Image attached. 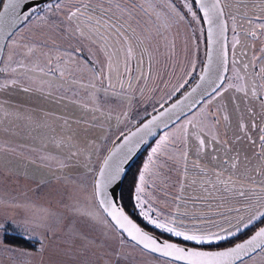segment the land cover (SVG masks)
<instances>
[{
    "label": "rangeland",
    "instance_id": "obj_1",
    "mask_svg": "<svg viewBox=\"0 0 264 264\" xmlns=\"http://www.w3.org/2000/svg\"><path fill=\"white\" fill-rule=\"evenodd\" d=\"M222 3L227 6L226 17H235L237 30L233 33L231 28L228 36V70L222 87L160 133L148 149L151 152L168 136L173 145L182 144L188 152L185 164L189 165L181 191L172 186L177 197L154 200L150 215L161 221L179 216L189 228L212 232L220 230L217 225L229 227V221L234 224L241 216L247 220L246 206L264 196L259 139L264 129V73L259 71L264 67V48L260 39L253 37L251 42L242 30L249 19L262 13L254 7L259 0ZM186 4L190 5L187 0H54L8 39L0 62V85L9 80L30 82L29 87L43 93L18 98L11 96V89L0 87V175L8 176L18 189L10 199L0 200L8 201L4 209L11 219L5 217L7 212L0 216L39 240V250L22 249L29 256V263L23 264H173L145 252L115 230L95 200L93 179L117 137L137 118L163 107L181 89L179 85L199 70L203 28ZM77 8L84 14L69 21L68 14ZM97 19L100 26L95 24ZM77 24L83 37L76 31ZM234 36L239 43L233 49ZM129 46L131 57H127ZM29 48L33 51L26 57ZM143 53L148 62H143ZM20 57L26 67L20 66ZM36 64L44 71L32 70ZM148 70L143 81L141 76ZM241 87L245 91H237ZM3 89L9 96L1 93ZM206 113L214 119L208 134L200 119ZM143 189L147 206L151 191ZM241 190L250 199L241 197ZM244 264H264V252L259 250Z\"/></svg>",
    "mask_w": 264,
    "mask_h": 264
},
{
    "label": "snow or ice",
    "instance_id": "obj_2",
    "mask_svg": "<svg viewBox=\"0 0 264 264\" xmlns=\"http://www.w3.org/2000/svg\"><path fill=\"white\" fill-rule=\"evenodd\" d=\"M0 4L3 5V10L0 11V26H3L4 23L10 22L11 25L25 24L29 21L32 16L36 13L37 9L33 7L31 0H0ZM193 5L196 6L199 12L202 13V17L197 15V11L193 10ZM51 7V5H49ZM59 7V4L56 5ZM86 8L87 5H84ZM189 13H191L192 19L196 22H200L202 19L205 24L208 25L207 29V59L203 63V67L200 70L199 80L201 84L209 83L214 86L213 92L218 93L219 88L222 87V83L217 84V81H223L225 77L223 72L227 70V51H218L215 48L217 43V37H223L224 33L227 31V21L225 19V7L222 3V0H192L191 5H187ZM246 7V5H245ZM254 7L259 8L262 15L257 16V20L264 21V0H259V3L254 4ZM79 8L75 11H71L67 19L72 21L73 18L78 15H83ZM247 13H245V16ZM233 20L232 31L235 32V17H231ZM92 17H89L91 20ZM183 19V17H181ZM248 23H252V20L249 19ZM97 26L101 25V21L97 19L95 21ZM259 28H264V23L256 25ZM111 27L115 28L116 32L119 33V28H116L115 25ZM76 31L80 36H84L85 33L80 28V25H76ZM96 32H99L97 27ZM252 37L256 36L254 31L248 33ZM11 35V33H10ZM91 39V37H88ZM236 43H239L238 39L233 37V49L235 48ZM33 49L29 48L28 51L24 54L26 57L32 54ZM264 51V50H262ZM114 55V53H113ZM132 56L131 46L128 47L127 57ZM11 59V57H9ZM235 63V61H233ZM21 67H26L24 61L19 62ZM107 68L109 73L113 71L112 57L109 55L107 60ZM247 68V65H245ZM32 70H39L43 72L44 70L40 68L39 64H36ZM127 71V67L125 69ZM15 71V69H13ZM51 71V69L49 70ZM193 71H195V63H193ZM260 73H264V67L259 69ZM59 75L64 77L65 72L60 71ZM215 77V79H213ZM109 81V87H112L111 76L107 77ZM15 83V81H12ZM103 83V80H101ZM184 83L180 84L179 87H184ZM201 84H197L196 88H199ZM123 87V85H121ZM196 88H193L192 91L195 92ZM237 91H245L243 87L237 89ZM191 95V93L189 94ZM252 95L255 97L257 95L256 91L253 90ZM176 105H173L175 108ZM211 115L206 113L205 116ZM158 117H153L151 121L143 124V127L137 129V132H133L130 135H123V144L119 145L112 151H109L108 155L104 157L102 165L99 167L97 177L95 179V195L99 197V204L103 212L110 217L112 225L115 229H118L121 233H126L127 236L134 241L137 245L142 246L144 249L149 250L153 253H159L161 256L168 258L173 264H237L239 261L240 264H244L245 258L252 259V253L256 252L259 249L261 252H264V227H260L258 231L255 232L249 239L242 243H237L233 247L224 248L223 250H205L202 247L203 245H219L222 241L229 239L231 236H235L238 232L241 231V226L243 228H248L255 221L260 220L264 221V196H258L255 202L250 203L246 206V211L249 212L247 220L243 216L239 217L236 223L229 221V227H224L223 225H217L220 229L218 232L205 231L198 227L189 228L184 225L183 220L179 216H173L170 219L165 218L164 221H161L158 217L153 218L150 213L154 211L153 209L145 210L144 200L141 198L140 193L143 192V185L145 182L146 173L151 171V165L155 163L153 157L157 155L158 152L164 147L168 141L169 137L165 136L155 148L152 149V155L149 156L148 162L144 164V170L139 175V183L136 186V200L137 207L140 210V215L143 219L154 228L159 229L161 232L168 233L171 237L177 238L178 241L185 242L183 245L177 242H170L165 240L163 242L159 241L153 235H150L144 231L141 227L137 226L128 215L125 214L122 208L117 207L113 203L115 198V192L112 193V199L109 198L107 189L110 185L116 183L121 178V167L120 163H117L116 156L117 153L124 147H127V152L120 158V161L123 162L128 159L129 154L132 152L133 146V137H136L138 134L139 139L135 143H141L144 140L146 135L152 134V126L156 123ZM225 120L228 119L227 116L224 117ZM189 123H192L189 121ZM241 129L244 128V125L241 124ZM255 127V125H253ZM186 132V128L184 129ZM261 135L259 137L261 144V153L264 154V129H260ZM201 149L204 147V141L200 140ZM184 160H187V153L183 154ZM235 167V165H233ZM219 173L217 176L219 177ZM221 183H225L221 181ZM264 191V189H262ZM241 197L245 199H250V197L245 196V192L241 190L238 193ZM239 211V210H237ZM91 244L92 241L89 240ZM191 245V246H190Z\"/></svg>",
    "mask_w": 264,
    "mask_h": 264
},
{
    "label": "water",
    "instance_id": "obj_3",
    "mask_svg": "<svg viewBox=\"0 0 264 264\" xmlns=\"http://www.w3.org/2000/svg\"><path fill=\"white\" fill-rule=\"evenodd\" d=\"M54 1V0H31L33 7L36 8L37 10L41 7H44L47 3ZM3 10V5L0 4V11ZM200 15L202 17V13L200 12ZM226 19V17H225ZM203 21V20H202ZM227 21V20H226ZM204 24V28H205V37H206V53H207V29H208V25ZM22 24H17V25H11L10 22H5L3 26H0V62L4 53V49L6 46V43L8 41L9 38L12 37L14 31L16 29H18ZM228 26V24H227ZM11 33V35H10ZM215 48L218 51H227V59H228V27H227V31L224 33L223 37H217V43L215 45ZM205 53V59L204 62L207 59ZM227 70H228V64H227ZM227 70L223 72V76L226 78V74H227ZM200 76V74H199ZM199 76L197 78V80L194 82L193 85L190 86V88L185 91L182 95H180L179 97H177L176 99H174L172 102L168 103L167 105L159 108L158 110H156L155 112H153L152 114L148 115L146 118H144L142 121H140L139 123L135 124L129 131H127L125 134L123 135H130L133 132H137V129L143 127V124L148 123L149 121H151L153 119V117H158V119L156 120V123L152 126V134L146 135L144 137L143 142L141 143H135L136 140L139 139V135L142 134H138L136 137H133V146H132V152L129 154V157L127 160L121 162L120 158L127 152V147H124L120 150V152L117 153L116 156V161L117 163H120V167L122 169L121 171V178L119 181H117L116 183L112 184L109 186V188L107 189L108 194H109V198L112 199V193L113 191L115 192V198L113 199V203L117 205V207L122 208L121 202H120V198H119V192H120V188H121V183L123 181L124 175L127 172V170L130 168V166L137 160V158L156 140V138L160 135V133H163L164 131H166L167 129H169L170 127H172L174 124H176L178 121H180L182 118L186 117L187 115H189L190 113L194 112L206 99H208L209 97H211L214 92H213V87L210 82L209 83H203L201 84L200 80H199ZM213 79H215V77H213ZM225 80V79H224ZM224 80L221 81H217V84L220 83H224ZM197 84H201V86L199 88H196ZM196 88V91L193 92L192 89ZM191 93V95H189ZM173 105H176L175 108H173ZM123 144V136H121V138L113 145V147L109 150L112 151L115 148H117L119 145ZM109 151L105 154V156L108 155ZM104 156V157H105ZM103 157V159H104ZM103 159L101 160L99 167L102 165L103 163ZM99 167L94 175V179H93V191L95 189V179L97 177L98 174V170ZM94 197L95 200L99 206V208L101 209L102 213L104 214V216L106 217V219L110 222V224L112 225L111 219L110 217H108L102 210L100 204H99V197H97L95 195V191H94ZM124 210V209H123ZM125 214L129 216L130 219H132V217L124 210ZM132 221L137 224V226L141 227L144 231H146L147 233H149L150 235H153L154 237H156L159 241L163 242L165 240H168L170 242H177L180 244H184L178 241H174L165 237H161L159 235H157L154 232L148 231L145 228H143L141 225H139L136 221H134L132 219ZM113 226V225H112ZM264 227V226H262ZM120 235H122L126 240H128L129 242L133 243L134 245H136L137 247H139L140 249L144 250L145 252L156 256L158 258H163L166 260H169L166 257L161 256L159 253H153L150 252L147 249H144L142 246L137 245L134 241H132L126 233H121L118 229H115ZM259 229H257L256 231H258ZM254 231L252 234H250L249 236L245 237L244 239H242L241 241L237 242V243H242L244 241H246L247 239H249L252 235L255 234ZM235 243V244H237ZM235 244L228 246V247H233ZM191 246V245H190ZM225 247V248H228ZM203 248V247H202ZM205 250H223L224 248H220V249H207V248H203ZM259 251V249H257L256 252L252 253V256L257 253ZM247 259V258H245ZM170 261V260H169ZM239 263V261L237 262V264Z\"/></svg>",
    "mask_w": 264,
    "mask_h": 264
},
{
    "label": "crops",
    "instance_id": "obj_4",
    "mask_svg": "<svg viewBox=\"0 0 264 264\" xmlns=\"http://www.w3.org/2000/svg\"><path fill=\"white\" fill-rule=\"evenodd\" d=\"M22 54H24V53H22ZM22 54H20V55L23 57ZM22 57H20V61L23 59ZM14 59H16V57ZM8 63H10V62H8ZM30 84H31L30 82L24 83V81L22 82V84H18L17 86L20 88L19 91H17V89H16L17 87L14 86V89H12V87H11L10 89L13 90L12 94H15V95H13V97L19 98L21 95L24 97H26V96L28 97V88H31V87H29V86H31ZM3 86H6V84L0 85V87H3ZM126 109H127V106H126ZM122 118H120L119 120H121ZM200 119L202 120V128L203 129L207 128V131L205 132V134H208V128H210V125L213 124V126H214L213 117L211 115H208L207 117L206 116H205V118L201 117ZM204 119H206L207 121H203ZM204 131H205V129H204ZM203 134H204V132H203ZM213 141L214 140H211L210 142H213ZM187 142H189V138H187ZM156 145H155V147H156ZM211 145L213 146V144H211ZM186 148H187V146H186ZM185 152L188 154V152L186 150H184L182 144H178L175 146V145H173L172 142L168 141V143L164 147H162L160 152L157 153V156L155 158H153L155 163L151 165V171L146 173L145 182L143 185L151 191V195L148 197L147 206L144 203V207L151 209L149 206L151 205V203H155L154 200L158 201L156 199H161V200L167 201L171 197H174V198L177 197L178 192L176 190H174L172 188V186L174 185V186L178 187L177 190L181 191L180 186L184 181L183 174H184L185 169H187V166H189L188 163L185 164V160L183 158V154ZM149 154H152V151L147 153L146 158L144 160V164L148 162V158H149L148 155ZM158 162H161L163 164L156 166ZM144 164H143V166H144ZM143 166L140 170V173L144 170ZM169 167H172V168L169 170L168 169ZM140 173H139V175H140ZM138 183H139V177H138L137 184ZM16 189H17L16 187H14V186L12 187L11 180L8 176L0 175V200L1 199H7V198L10 199L9 195L12 192L16 191ZM136 195L137 194L135 191V200H136ZM141 195H142V193H140V196ZM7 203H8V201L0 202V213L1 214L7 212L4 209L7 207ZM136 203H137V200H136ZM163 209L164 210L161 212H163V215L166 216L165 208H163ZM168 209H167V211H168ZM7 213H9V211ZM10 215H11V213H9V215L5 216V217H7L10 220L11 219ZM7 218H4V217L0 218V230H2V232L5 229L6 223L7 222L10 223V221ZM0 246H1L0 264L29 263V256L23 255L21 248L20 249L19 248H13L11 246L4 244L2 241V237H0ZM37 250H39V249H37ZM2 253H4L5 255L1 256Z\"/></svg>",
    "mask_w": 264,
    "mask_h": 264
},
{
    "label": "trees",
    "instance_id": "obj_5",
    "mask_svg": "<svg viewBox=\"0 0 264 264\" xmlns=\"http://www.w3.org/2000/svg\"><path fill=\"white\" fill-rule=\"evenodd\" d=\"M187 1L189 2L190 5L192 4V0H187ZM41 8H39V9H41ZM193 10L197 11L198 16H201L198 8L194 5H193ZM200 23H201L202 28H203V47H204V50H203V57H202V61H201V65L199 67V70L187 80L188 83L184 84V87H182L174 95V97L170 101L165 103L164 106L167 105L168 103L172 102L174 99H176L180 95H182L185 91H187L190 88V86L194 84V82L197 80V78L200 74V70L203 67L204 58H205V51H206L205 28H204V24H203L202 19L200 20ZM143 59H144L143 62H148V57L145 53H143ZM2 71L3 70H1L0 73H2ZM148 76H149V70L146 72L145 75L143 74L141 77L144 81L148 78ZM10 81H12V80H9V83L6 86H3L1 88L6 87L8 90H10V88L12 86H13L12 89H14V86L18 88V86H17L18 84H15V83L13 84V82H10ZM12 89H11V92L13 91ZM1 93H6V89H3L1 91ZM6 94L9 96L8 93H6ZM13 95H15V94H12L11 96H13ZM41 95H43V93H41V91L34 89V88H28V97H31V96H39L40 97ZM126 111H127V109H125V113H126ZM153 112H155V111H152L151 114ZM124 114L122 117H124ZM147 116H148V114H145L144 116L137 118V120L135 121V124L139 123L140 121H142ZM134 125L129 126L120 136H118L117 139L110 145L107 152L121 138V136H123V134H125L127 131H129ZM150 146L137 158V160L130 166V168L125 173L123 181L121 183L120 192H119L120 202H121L123 209L132 217V219L134 221H136L143 228H145L148 231L154 232L161 237H165V238L177 241L176 239H172L171 237L165 235L163 232H158V233L155 232L154 230H156V229H153L152 225H149L143 219V217L140 215L139 209L136 206L137 203L135 200V190H136V186H137V182H138V177H139L140 170L144 164V160L146 158V155L148 153V149L150 148ZM262 226H264V221H260L259 223L254 225V227L251 229L248 227L246 229L241 230L235 236L229 237V239L222 241L219 245H208V247L205 245L206 247H203V246H198V247H203V248H207V249L225 248V247L231 246V245L241 241L242 239L249 236L250 234H252L254 231H256L257 229H259ZM246 230H248V231H246ZM244 232H247V233H244ZM2 233H3L2 234V241L4 244H6L8 246H11L13 248H21V249H29V250H36L37 249V244L39 243V240L30 236V235L27 236L26 233L23 231V228L21 226L17 225L16 223H12V222L8 223L7 222L5 225V229L3 230ZM178 242H180V241H178Z\"/></svg>",
    "mask_w": 264,
    "mask_h": 264
},
{
    "label": "flooded vegetation",
    "instance_id": "obj_6",
    "mask_svg": "<svg viewBox=\"0 0 264 264\" xmlns=\"http://www.w3.org/2000/svg\"><path fill=\"white\" fill-rule=\"evenodd\" d=\"M253 17L254 18L252 19V23H248L247 22L248 23V26L246 25L245 29H242V30H245L246 31L248 37L250 38V41L252 39H255V38L260 39V41L259 40L258 41H259L260 45H262V47L264 48V28H259V27L256 26V25H258L260 23H264V21L257 20L256 19L257 16H253ZM226 20H227V24H228V36H229V33L231 31V28H233V25H232L233 24V20H232V18L229 19L227 17H226ZM254 20H256L257 22L254 21ZM250 31H254L256 33L255 38H253L251 35L248 34ZM236 32H237V30L235 29V32H233V33H236ZM251 42H254V41H251ZM205 53H206V51H205ZM263 56H264V54H263ZM263 61H264V57H263ZM226 76H227V74H226ZM134 124H135V122H134Z\"/></svg>",
    "mask_w": 264,
    "mask_h": 264
}]
</instances>
